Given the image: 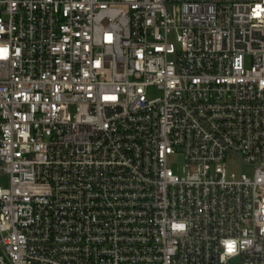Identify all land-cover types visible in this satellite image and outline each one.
Masks as SVG:
<instances>
[{
    "label": "built area",
    "instance_id": "2783aa9c",
    "mask_svg": "<svg viewBox=\"0 0 264 264\" xmlns=\"http://www.w3.org/2000/svg\"><path fill=\"white\" fill-rule=\"evenodd\" d=\"M0 174V264H264V0H0Z\"/></svg>",
    "mask_w": 264,
    "mask_h": 264
},
{
    "label": "rangeland",
    "instance_id": "374dc122",
    "mask_svg": "<svg viewBox=\"0 0 264 264\" xmlns=\"http://www.w3.org/2000/svg\"><path fill=\"white\" fill-rule=\"evenodd\" d=\"M155 93H157L156 90L151 89L149 91V95H154ZM184 159L183 156H179L177 158L176 163L174 164V169L176 172H181L182 171V167L184 165ZM228 168L231 171H236V172H244L247 173L248 175L252 174V168L243 164L241 160L239 159H234V160H228ZM9 182V177L8 175H4V174H0V185L1 186H6L8 185Z\"/></svg>",
    "mask_w": 264,
    "mask_h": 264
},
{
    "label": "snow or ice",
    "instance_id": "6c2138e0",
    "mask_svg": "<svg viewBox=\"0 0 264 264\" xmlns=\"http://www.w3.org/2000/svg\"><path fill=\"white\" fill-rule=\"evenodd\" d=\"M229 248L231 249V245H229Z\"/></svg>",
    "mask_w": 264,
    "mask_h": 264
}]
</instances>
